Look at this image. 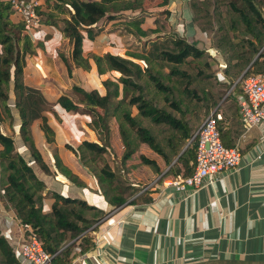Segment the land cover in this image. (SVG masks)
<instances>
[{
    "label": "trees",
    "instance_id": "16d2710c",
    "mask_svg": "<svg viewBox=\"0 0 264 264\" xmlns=\"http://www.w3.org/2000/svg\"><path fill=\"white\" fill-rule=\"evenodd\" d=\"M146 1L43 0L37 6L40 26L57 27L71 45L70 60L61 57L68 72L71 66L80 71L90 69L91 58L99 76L107 72L118 73L115 79L102 80V94L96 89L73 85L69 92L50 100L40 87L24 82L25 59L36 52V45L25 24L13 12L9 0H0V204L5 212L12 213L39 237L45 251L54 255V264H70L72 257H69L68 249H61V245L69 239H80L82 251L92 248L91 238L97 223L107 212L79 197L63 195L58 190L47 191L46 195L53 202L49 211L43 210L48 181L45 176H53L58 171L76 185L83 183L68 169L61 167L58 157L54 162L55 171L52 169L53 166L44 159L33 140L34 125L40 127L46 142L51 143L55 135L51 114L55 115L53 108L56 105L64 111L89 118L87 125L95 131L96 138H86L76 148L67 146L96 178L98 189L106 201L116 208L127 203L133 186L120 179L103 157L107 147H112L117 154L112 145L115 129L124 147L122 162L136 151L138 143H144L164 156L161 144L139 122L138 116L148 118L152 124L167 125L178 131L182 138L188 137L186 121L190 111L183 95L195 96L186 88L180 92L169 78L180 77L190 83V75L181 67L182 64L188 63V59L207 67L219 64L223 79L216 80L223 101L230 98L223 90L226 82L230 86L233 84V90L242 94L245 78L264 73V0H190L195 40L185 36L184 20L179 14H171L167 9L159 11L155 28L142 29L140 25L149 13L145 8ZM168 1L158 0L156 6L165 7ZM107 22L127 26L129 32L138 36L143 49L129 51L125 55L107 52L83 56L84 38L94 39ZM205 38L208 42L200 44ZM159 61L172 66L164 73L154 67ZM201 76L210 77V74L203 73ZM151 88L161 93V102H154ZM11 91L14 92L12 100ZM118 116L121 120L116 126L114 119ZM6 118L13 131L17 119L15 136L2 130L1 123ZM214 118L223 144L238 147L242 153L236 143L232 144L237 136L231 131L229 121L220 118L217 109ZM232 120L237 122L241 136L244 127L237 107ZM16 135L28 150L31 160L16 149ZM195 147L196 138H192L169 173L189 176L194 170ZM141 159L156 165L154 160L143 155ZM0 264H20L1 228Z\"/></svg>",
    "mask_w": 264,
    "mask_h": 264
},
{
    "label": "crops",
    "instance_id": "0c3cea01",
    "mask_svg": "<svg viewBox=\"0 0 264 264\" xmlns=\"http://www.w3.org/2000/svg\"><path fill=\"white\" fill-rule=\"evenodd\" d=\"M189 1L169 0L165 7L149 8L140 27L144 30L155 28L159 11L167 9L184 19L185 36L194 39L196 31ZM126 28L118 22L105 23L94 39L84 38L83 56L107 52L125 55L140 47L143 49L138 36L135 37ZM27 33L36 45V52L25 59L23 74L26 84L40 87L50 100L69 92L73 85L96 89L101 94L104 92L102 83L98 85L99 75L91 58L90 69L80 71L71 66L68 72L61 57L70 60L71 45L57 27L42 25ZM132 37L134 40H131ZM130 41H134L135 45ZM204 41L207 42L206 38ZM65 44L67 46L63 48ZM170 66L172 64L163 61L154 64L164 73ZM181 67L190 75V83L180 77L169 78L180 92L186 88L195 96L183 95L190 111L186 121L188 137L182 138L169 126L152 124L148 118L138 116L139 122L161 144L164 156L148 145L138 143L136 151L122 162L124 147L121 142L118 144L117 159L122 165L118 168L120 173H115L133 186L132 195L122 206H110L99 191L96 178L67 146L76 148L82 140L96 138L94 131L86 125L89 122L86 115L67 112L56 105L53 108L55 115L51 114L55 132L53 143H47L39 126L34 125L33 132L36 127L37 139L40 138L39 144L36 139V144L44 159L53 166L52 169L55 171L54 162L58 157L61 167L68 169L83 183L76 185L58 171L53 176H45L48 181L43 210L49 211L53 202L46 195L47 191L58 190L63 195L79 197L107 212L96 229L101 233V239L95 243L92 237V248L82 251L78 238L69 239L61 245V249L67 248L69 257H72L70 264H264V123L244 129L240 136L239 126L232 119L235 108L239 110L237 97L241 92L234 91L232 87L230 94L225 95L230 98L223 101L224 98L219 96L221 88L213 77L221 79L220 70L215 71L212 77H203L205 67L194 59H188V63ZM151 92L154 102L162 101L160 92L154 88ZM10 98H14L12 91ZM216 109L220 118L229 121L231 131L236 132L238 139L232 144L236 143L242 150L241 163L195 193L189 192V189L179 193L172 185L165 184L180 175L169 173L170 168H174L180 155L186 151L204 118L211 112L214 114ZM17 128L15 119V134ZM141 155L154 160L156 165L144 162ZM2 213L8 215L0 219L2 233L13 248H17L23 241L22 230L15 224L7 227L4 221L15 216L10 212Z\"/></svg>",
    "mask_w": 264,
    "mask_h": 264
},
{
    "label": "built area",
    "instance_id": "2783aa9c",
    "mask_svg": "<svg viewBox=\"0 0 264 264\" xmlns=\"http://www.w3.org/2000/svg\"><path fill=\"white\" fill-rule=\"evenodd\" d=\"M9 2L13 12L25 24L27 31L40 27L37 0H9ZM242 92L237 97V102L240 120L244 129L248 130L264 123V73L245 78ZM192 138H196L193 172L186 177L178 175L165 181V184L172 185L179 193L187 189L195 193L200 188L215 182L225 171L236 169L241 163L239 148L227 147L223 144L213 112L204 118ZM4 222L7 227L15 224L22 230L23 241L19 247H14L20 264H54V255L45 251L39 237L30 228L21 224L16 217ZM99 223L100 221L97 225ZM101 236L100 232L95 231L92 239L97 243Z\"/></svg>",
    "mask_w": 264,
    "mask_h": 264
},
{
    "label": "rangeland",
    "instance_id": "374dc122",
    "mask_svg": "<svg viewBox=\"0 0 264 264\" xmlns=\"http://www.w3.org/2000/svg\"><path fill=\"white\" fill-rule=\"evenodd\" d=\"M38 2H39V4H42V1L43 0H37ZM158 2V0H147L146 1V3H145V8H146V10H148L149 8H154V7H156V3ZM190 2V1H189ZM174 14V13H173ZM121 30V29H120ZM122 33H126L127 34V32H123L122 31ZM135 37H136V35L135 34H133ZM133 36V37H134ZM133 37H132V39L131 40H134L133 39ZM134 37V38H135ZM199 41H200V39H199ZM204 41V40H203ZM134 41H130L129 43H131V44H134L133 43ZM196 42L198 43V41L196 40ZM205 42V41H204ZM204 42H202V43H204ZM208 42V41H207ZM126 43H128L127 41H126ZM135 45V44H134ZM66 44L65 45H63V48H66ZM140 46H142V45H140ZM127 48H130V47H127ZM136 51H141L142 50V47H140V48H138V49H135ZM200 64H202L201 62H200ZM205 68H204V70L206 71V73L207 72H211L210 73V77H212L213 75H214V72L215 71H217V70H219V64H213V65H211V66H205V65H203ZM211 68H213L212 69V71H210L211 70ZM209 74V73H208ZM116 75H117V73H114V72H107L106 74H104V75H102V76H97V80H98V85H101V83H102V80L103 79H106V78H112V79H115L116 78ZM213 77H215V79H216V76L214 75ZM90 79V78H89ZM221 79H223V76L221 77ZM237 81H239V78L237 79ZM236 81V82H237ZM89 82V81H88ZM90 82H91V80H90ZM89 82V83H90ZM97 83V82H96ZM227 86H225L224 87V92H225V95L228 93V94H230V92H231V88L234 86L233 84L230 86V85H228V83L226 82L225 83ZM86 86H88L87 84H85ZM152 93V92H151ZM188 108H189V106H188ZM15 113V112H14ZM57 119H58V117H57ZM17 120V119H16ZM115 125L117 126L118 124H119V121L121 120V118L118 116V117H115ZM86 125H87V123H86ZM36 126V125H35ZM16 127V126H15ZM87 127L88 128H90L88 125H87ZM1 128H2V130L5 132V133H12V134H14V136H15V130L13 131L11 128H9V126H8V119L6 118V119H4V121L1 123ZM36 128V127H35ZM35 128H34V135H33V140H35V141H37L38 140V144H39V141H40V138L39 139H37L38 137H37V135H36V131H35ZM39 129H40V127H39ZM91 129V128H90ZM41 130V129H40ZM42 131V130H41ZM93 131V130H92ZM94 133H95V131H94ZM96 134V133H95ZM114 140H113V142H112V145H113V148H115V150L117 149V146H118V144H120V140H119V135H118V132L116 131V129H115V132H114ZM54 138H55V136H54ZM37 139V140H36ZM45 139V138H44ZM54 141H55V139H54ZM53 141V142H54ZM53 142H51V143H53ZM15 144H16V149L18 150V151H20L24 156H25V158L27 159V160H31V156H30V154H29V152H28V150H26V148L23 146V144H22V142H21V139L19 138V136H17L16 135V139H15ZM112 148V147H111ZM111 148H108L107 147V151H106V153H104V155H103V157H104V160L110 165V167L115 171V172H119L120 173V170H118V168L120 169V167H119V165H122V163L120 162V160L119 159H117V157H118V155L115 153L114 154V152L112 151V149ZM116 152H117V150H116ZM56 159V158H55ZM115 165V166H114ZM120 179H122V180H124L123 178H121L120 177ZM127 181V180H126ZM4 210L1 208V204H0V219H1V217H3V215H5V217L6 216H8V215H6V214H4V213H2Z\"/></svg>",
    "mask_w": 264,
    "mask_h": 264
},
{
    "label": "water",
    "instance_id": "95a60500",
    "mask_svg": "<svg viewBox=\"0 0 264 264\" xmlns=\"http://www.w3.org/2000/svg\"><path fill=\"white\" fill-rule=\"evenodd\" d=\"M243 74L239 77V80L242 78Z\"/></svg>",
    "mask_w": 264,
    "mask_h": 264
}]
</instances>
